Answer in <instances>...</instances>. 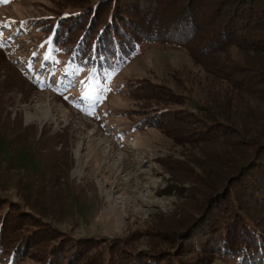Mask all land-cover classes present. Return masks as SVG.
<instances>
[{
    "label": "rangeland",
    "instance_id": "374dc122",
    "mask_svg": "<svg viewBox=\"0 0 264 264\" xmlns=\"http://www.w3.org/2000/svg\"><path fill=\"white\" fill-rule=\"evenodd\" d=\"M80 1L90 16L93 1ZM75 3L0 0V210L11 204L21 217H37L52 229L39 238L32 236L26 254L33 245L45 250L54 237V264H91V255L101 257L109 244L110 264H119L124 257L147 256L149 245L168 243L169 234L181 226L179 220L192 216L200 220L198 181L201 177L221 181L222 173L227 174L224 161L211 158L206 146L199 144L201 138L188 134L189 128L185 133L170 127L153 110L155 103L147 102L171 101L170 117L179 114L194 122L200 120L194 118L195 103L209 109L212 103L207 98L214 100L216 85L186 50L159 43L143 46L123 69L98 79L94 73L69 67L58 47L57 57H49L40 50L39 34L26 28L25 21L51 22L61 13L60 5L74 11ZM151 4L152 0L147 7ZM76 32L71 28V34ZM85 84L91 86L86 90ZM171 90L180 95L171 100ZM258 95L233 99L236 122L242 119L253 126L256 112L264 120ZM154 117H160L159 123ZM246 181L235 184L242 188ZM200 228L198 224L194 230ZM125 242L128 250L122 248ZM94 245L104 247L92 252ZM41 261L32 254L21 264ZM0 264L10 263L0 258Z\"/></svg>",
    "mask_w": 264,
    "mask_h": 264
},
{
    "label": "trees",
    "instance_id": "16d2710c",
    "mask_svg": "<svg viewBox=\"0 0 264 264\" xmlns=\"http://www.w3.org/2000/svg\"><path fill=\"white\" fill-rule=\"evenodd\" d=\"M80 2L77 0L74 11L60 5L61 13L54 14L51 22L25 21L26 28L39 34L40 50L49 52V57H57L54 48L58 47L67 56L69 67L94 73L98 79L105 72L123 69L143 46L159 43L186 50L216 85L214 100L207 98L212 103L209 109L195 103L198 112L194 118L200 120L194 122L179 114L170 117L171 101H146L155 103L153 110L166 118L170 127L185 133L189 128L188 134L201 138L199 144L206 146L208 155L224 161L227 174L222 173L221 181L203 177L198 181L195 196L200 220L195 216L179 220L180 229L169 234L171 241L149 245L147 256L124 257L119 264H202L206 260L211 264H264L263 114L256 112L250 126L252 123L247 125L242 119L235 121L231 106L233 99L238 102L251 93L260 94L264 103V0H152L150 7L151 0H90V16ZM71 28L78 31L76 36ZM56 40L60 42L54 45ZM128 84L134 87L137 83ZM172 90L171 100L180 95ZM247 115L251 116L250 112ZM160 117H154V122L159 123ZM231 126H237L235 132L229 131ZM241 180H247L242 188L235 184ZM19 214L11 204L0 210V258L21 264L36 254L40 264H54V237L48 250L33 245L25 253L32 236L39 238L52 229L37 217ZM198 224L201 228L194 230ZM178 238L183 239L179 244ZM189 240H194L193 244ZM122 246L129 249L128 242ZM103 247L94 245L92 252ZM105 251L101 257L92 254L88 260L91 264H110V244L105 245Z\"/></svg>",
    "mask_w": 264,
    "mask_h": 264
},
{
    "label": "snow or ice",
    "instance_id": "6c2138e0",
    "mask_svg": "<svg viewBox=\"0 0 264 264\" xmlns=\"http://www.w3.org/2000/svg\"><path fill=\"white\" fill-rule=\"evenodd\" d=\"M3 2H5V3H9L10 0H3ZM2 46H3V45L0 44V47H2ZM82 83H83V82H82ZM90 86H91L90 84H85V89L87 90ZM85 98H87V96H85ZM90 114H91V113H90Z\"/></svg>",
    "mask_w": 264,
    "mask_h": 264
},
{
    "label": "bare ground",
    "instance_id": "6f19581e",
    "mask_svg": "<svg viewBox=\"0 0 264 264\" xmlns=\"http://www.w3.org/2000/svg\"><path fill=\"white\" fill-rule=\"evenodd\" d=\"M5 109H6V108H5ZM29 122H30V121H29ZM94 147H95V146H94ZM99 148H100V147H99ZM96 151H97V150H96ZM94 154H95V152H94ZM94 154H92V157H95V158H96V156H94ZM96 155H97V154H96ZM108 155H109V154H108ZM90 156H91V155H90ZM97 156H98V155H97ZM100 156H101V155H100ZM92 157H91V158H92ZM98 157H99V156H98ZM98 157H97V158H98ZM92 159H93V158H92ZM90 160H91V159H90ZM99 160H100V159H99ZM105 163H106V162H105ZM108 164H109V163H108ZM93 165H94V163H93ZM109 165H110V164H109ZM116 165H117V164H116ZM116 165H115V166H116ZM112 166H113V165H112Z\"/></svg>",
    "mask_w": 264,
    "mask_h": 264
}]
</instances>
